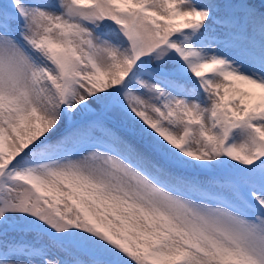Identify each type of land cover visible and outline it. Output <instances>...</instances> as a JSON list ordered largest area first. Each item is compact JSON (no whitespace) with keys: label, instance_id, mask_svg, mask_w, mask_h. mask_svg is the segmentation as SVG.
Here are the masks:
<instances>
[{"label":"snow or ice","instance_id":"6c2138e0","mask_svg":"<svg viewBox=\"0 0 264 264\" xmlns=\"http://www.w3.org/2000/svg\"><path fill=\"white\" fill-rule=\"evenodd\" d=\"M0 264H264V0H0Z\"/></svg>","mask_w":264,"mask_h":264}]
</instances>
